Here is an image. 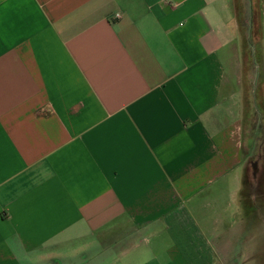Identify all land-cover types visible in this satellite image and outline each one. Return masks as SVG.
I'll return each instance as SVG.
<instances>
[{"label":"crops","instance_id":"0c3cea01","mask_svg":"<svg viewBox=\"0 0 264 264\" xmlns=\"http://www.w3.org/2000/svg\"><path fill=\"white\" fill-rule=\"evenodd\" d=\"M0 264H264V0H0Z\"/></svg>","mask_w":264,"mask_h":264}]
</instances>
